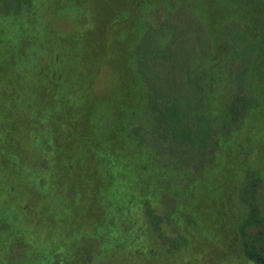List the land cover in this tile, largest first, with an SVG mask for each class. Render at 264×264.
I'll use <instances>...</instances> for the list:
<instances>
[{"label":"rangeland","instance_id":"obj_1","mask_svg":"<svg viewBox=\"0 0 264 264\" xmlns=\"http://www.w3.org/2000/svg\"><path fill=\"white\" fill-rule=\"evenodd\" d=\"M0 264H264V0H0Z\"/></svg>","mask_w":264,"mask_h":264},{"label":"trees","instance_id":"obj_2","mask_svg":"<svg viewBox=\"0 0 264 264\" xmlns=\"http://www.w3.org/2000/svg\"><path fill=\"white\" fill-rule=\"evenodd\" d=\"M162 107H164L162 109ZM162 116L167 125H169L170 133L176 138L180 139L181 142L184 140H192L197 146H206L209 139H211V128L208 124L198 119L194 125L184 122V119L180 118V109L176 106L163 105ZM182 128V129H181ZM181 133V134H180ZM185 242V237H182V241L177 242L175 245H181Z\"/></svg>","mask_w":264,"mask_h":264}]
</instances>
